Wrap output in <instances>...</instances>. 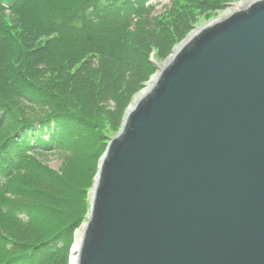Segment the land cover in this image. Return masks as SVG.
I'll return each instance as SVG.
<instances>
[{
    "label": "water",
    "instance_id": "95a60500",
    "mask_svg": "<svg viewBox=\"0 0 264 264\" xmlns=\"http://www.w3.org/2000/svg\"><path fill=\"white\" fill-rule=\"evenodd\" d=\"M75 264H264V0L158 62L99 158Z\"/></svg>",
    "mask_w": 264,
    "mask_h": 264
},
{
    "label": "trees",
    "instance_id": "16d2710c",
    "mask_svg": "<svg viewBox=\"0 0 264 264\" xmlns=\"http://www.w3.org/2000/svg\"><path fill=\"white\" fill-rule=\"evenodd\" d=\"M149 1L0 0V264L66 263L106 130L152 72L149 51L167 54L198 12L230 0ZM50 153L59 172L36 158Z\"/></svg>",
    "mask_w": 264,
    "mask_h": 264
},
{
    "label": "rangeland",
    "instance_id": "374dc122",
    "mask_svg": "<svg viewBox=\"0 0 264 264\" xmlns=\"http://www.w3.org/2000/svg\"><path fill=\"white\" fill-rule=\"evenodd\" d=\"M231 1V0H230ZM149 3H153L155 5V10L157 12H160L164 9V7L166 5H168L169 1L168 0H150ZM218 11V10H217ZM217 11H214L212 12L210 15H206V11H202V12H198V20L194 22L193 26L191 27V29H189L186 33H184L172 46L171 48L169 49V51L167 52V54H163L158 56V52L156 53V50L155 49H151L148 53V59L150 60L151 64L153 65V69H152V72L148 74V76L141 82L139 83L137 86L138 89L130 96V99L128 101V103L126 104V106L124 107L123 109V112H122V115H121V119H122V116L129 104V102L131 101V99L133 98V96L135 94H137L152 78L154 72L156 71L157 67H158V62L164 58H166V56L168 55V53L170 52V50L172 49V47L177 43L179 42L189 31H191L194 27L206 22L209 18H211L213 15L216 14ZM134 55H137V53H134ZM120 119V121H121ZM120 124V122H119ZM119 126V125H118ZM4 128V129H3ZM1 130H0V134H3L5 131H6V128L3 127ZM115 129L114 130H110L107 128L106 132H107V135L109 138H111L113 136V134L115 133ZM37 159H41V163L42 164H45L47 165L49 168H51L52 170H55L57 172H59L60 168L63 166L64 162H63V159L64 157L62 155H58V154H47V155H40L39 157H36ZM63 158V159H62ZM98 162L99 160L97 161V164H96V171H97V166H98ZM65 166V165H64ZM97 173V172H96ZM95 173V175H96ZM95 175L91 178L90 182H91V185H92V182L94 180V177ZM91 185L90 187H88V190L86 191V199H87V206L90 202V192H91ZM87 209V210H86ZM83 212V219H81L80 221V224L73 230L72 232V235H71V244L70 246L68 247L67 251L65 252V254H67L66 256V263L65 264H68V259L70 258V254H71V246L72 244L75 243V239H76V236L78 234V231H79V227L82 226L85 222H86V218L88 216V211H89V208H86ZM17 213L21 214V216H26V213L24 211H16ZM77 251V250H76ZM75 253V252H74ZM76 255V253L74 254Z\"/></svg>",
    "mask_w": 264,
    "mask_h": 264
},
{
    "label": "bare ground",
    "instance_id": "6f19581e",
    "mask_svg": "<svg viewBox=\"0 0 264 264\" xmlns=\"http://www.w3.org/2000/svg\"><path fill=\"white\" fill-rule=\"evenodd\" d=\"M78 234H77V236H76V239H75V244H72V246H71V249H73L74 251L73 252H71V254H70V258L68 259V264H75V260H76V256L74 255L75 253L74 252H76V250H77V248H78Z\"/></svg>",
    "mask_w": 264,
    "mask_h": 264
},
{
    "label": "built area",
    "instance_id": "2783aa9c",
    "mask_svg": "<svg viewBox=\"0 0 264 264\" xmlns=\"http://www.w3.org/2000/svg\"><path fill=\"white\" fill-rule=\"evenodd\" d=\"M75 244V243H74ZM72 251L71 252H73L74 250L73 249H71ZM76 253V252H75ZM76 256V255H75Z\"/></svg>",
    "mask_w": 264,
    "mask_h": 264
}]
</instances>
